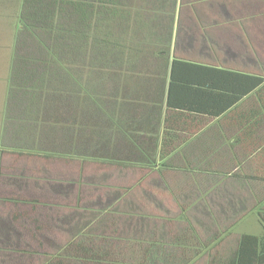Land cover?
Returning <instances> with one entry per match:
<instances>
[{"label": "crops", "instance_id": "0c3cea01", "mask_svg": "<svg viewBox=\"0 0 264 264\" xmlns=\"http://www.w3.org/2000/svg\"><path fill=\"white\" fill-rule=\"evenodd\" d=\"M12 50L0 58V264H51L57 255L78 264L72 258L96 254L99 240L180 253L195 233L221 238L220 251L233 235L237 244L258 233L233 230L249 215L258 225L264 201V82L220 115L204 107L213 101L206 94L191 98L203 108L168 109V80L140 75L123 108H32L29 118L23 98L8 101ZM174 56L224 71L237 90L241 75L264 78V0H177ZM175 238L189 247L172 246ZM211 247L169 264L210 258Z\"/></svg>", "mask_w": 264, "mask_h": 264}, {"label": "trees", "instance_id": "16d2710c", "mask_svg": "<svg viewBox=\"0 0 264 264\" xmlns=\"http://www.w3.org/2000/svg\"><path fill=\"white\" fill-rule=\"evenodd\" d=\"M176 3L177 0H1V13L15 15L8 101L23 98L29 118L32 108H107L109 103L111 108H123L125 88L144 75L155 76L162 84L168 80V109L203 108L202 103H194L191 98L206 94L213 101L212 105L204 104L205 108H215L211 112L215 115L226 112L260 87L264 78L241 75L248 79L237 90L230 86L232 82L228 84L218 75L224 71L177 56L171 59ZM119 97L123 98L120 103ZM256 218L258 233L240 234L235 248L223 258L218 249L221 238L205 242L195 233L190 247L183 239H174L172 246L189 247L180 253L162 249L164 243L99 240L94 243L99 250L96 254L88 256L89 249L82 247L84 254L72 259L78 264L190 263L203 250L207 253L211 245V253L216 251L209 264H264V201L258 204ZM67 261L62 262L58 255L50 258L51 264H69Z\"/></svg>", "mask_w": 264, "mask_h": 264}, {"label": "rangeland", "instance_id": "374dc122", "mask_svg": "<svg viewBox=\"0 0 264 264\" xmlns=\"http://www.w3.org/2000/svg\"><path fill=\"white\" fill-rule=\"evenodd\" d=\"M1 1V0H0ZM4 9V7H1L0 5V58L2 59H8L10 57V52L12 50V44H13V39H14V35H15V15L12 12H7V11H3V13H1V10ZM28 52V51H27ZM252 209H248V210H244V214L248 213L249 211H251ZM248 217H251V215H249ZM246 217L244 219V223L240 224L238 226V228L234 229L233 232H243V231H249L254 233V231H259V225L256 224L255 219L253 217V219L248 220L247 222H245L247 220ZM203 222V219H200ZM207 226V225H205ZM233 225H230L229 223L227 225L224 224H217L216 228L214 230H211L209 232L210 233V237H213L214 235H218L220 234V232H226L229 231V229L232 227ZM206 229V228H205ZM207 236V235H206ZM236 236V235H235ZM234 235L232 236L231 240L227 241V244L225 247L221 248L219 253L221 258L223 257H227L229 255V253L234 249L235 247V237ZM211 260V258L205 257L204 259H199L195 264H207L209 263V261ZM176 264V263H175Z\"/></svg>", "mask_w": 264, "mask_h": 264}]
</instances>
